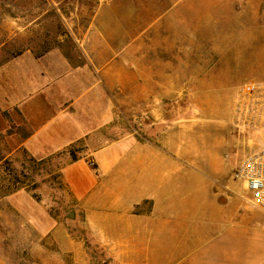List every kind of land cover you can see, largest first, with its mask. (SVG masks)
<instances>
[{
	"label": "crops",
	"instance_id": "obj_1",
	"mask_svg": "<svg viewBox=\"0 0 264 264\" xmlns=\"http://www.w3.org/2000/svg\"><path fill=\"white\" fill-rule=\"evenodd\" d=\"M198 1L105 0L83 30L76 26L74 48L26 50L0 65V113L26 129L20 148L37 160L81 148L63 169L76 217L31 220L39 230L68 231L71 263L100 264L102 255L105 264H264V212L244 184L239 193L194 152L166 150L151 104L140 110V134L121 122L114 101L167 94L168 80L185 77V5L193 30ZM11 202L19 206V195ZM2 244L7 230V264Z\"/></svg>",
	"mask_w": 264,
	"mask_h": 264
},
{
	"label": "rangeland",
	"instance_id": "obj_2",
	"mask_svg": "<svg viewBox=\"0 0 264 264\" xmlns=\"http://www.w3.org/2000/svg\"><path fill=\"white\" fill-rule=\"evenodd\" d=\"M104 1L0 0V65L26 50L43 53L59 45L74 48L76 26L80 24L83 30L93 8ZM198 2L193 30L191 15H187L191 3L185 5V77L168 80L173 87L167 94L116 95L114 101L121 122L140 134V110L151 104L157 111L150 120L161 121L167 132L166 150L194 152L204 166L225 173L224 184L230 182L243 193V182L233 174L249 148L247 138L235 133L231 118L237 89L249 81H264V0ZM25 133L15 120L0 113V230H7L2 253L6 252L7 264H79L71 263L64 253L68 231L39 230L31 220L33 215H48L68 224L76 217L79 208L70 204L63 169L81 157V148L37 160L20 148ZM15 194L19 206L11 202ZM74 231L72 246H79L78 229ZM98 257L105 264L104 256Z\"/></svg>",
	"mask_w": 264,
	"mask_h": 264
},
{
	"label": "built area",
	"instance_id": "obj_3",
	"mask_svg": "<svg viewBox=\"0 0 264 264\" xmlns=\"http://www.w3.org/2000/svg\"><path fill=\"white\" fill-rule=\"evenodd\" d=\"M231 124L239 137L247 138L249 148L233 177L243 182L251 205L264 212V81H249L237 89Z\"/></svg>",
	"mask_w": 264,
	"mask_h": 264
}]
</instances>
